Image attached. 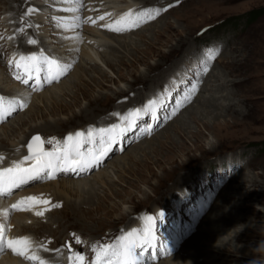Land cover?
Segmentation results:
<instances>
[{
  "label": "rangeland",
  "instance_id": "374dc122",
  "mask_svg": "<svg viewBox=\"0 0 264 264\" xmlns=\"http://www.w3.org/2000/svg\"><path fill=\"white\" fill-rule=\"evenodd\" d=\"M53 1L45 0L44 2L54 3ZM115 1L117 0L85 1L86 7L79 13L82 21L79 20V16H75L73 20L75 22L70 20L67 23H72L68 27H73L85 37H93V31L100 30L98 33L105 40H111L109 41L111 44L116 43L114 46L117 47H119L118 42L109 38L107 33L127 37L129 42L132 38L135 46L132 49L129 48L130 54H127L129 56L125 58L126 65H119V59L123 56L120 51H102V55L114 62V68H109L107 64L99 61V69L93 62H87L83 53H80V56L82 55L84 59L81 57L70 64L63 60V64L69 65L67 73L64 74L61 82L54 83L55 85L67 83L59 92L60 94L44 102H40L37 97L38 101L32 100V103L27 101L24 108L14 110L12 117L0 123V129L7 126V129L12 130L13 119L16 120L19 116L26 114V118L21 120L25 121L27 126L22 125L21 121L20 124H14L15 131L20 127L24 128L23 131L15 133L12 130L4 133L6 128L1 130L0 139L9 145L23 140L31 126H44L49 122V125L54 123L51 126L59 127L56 128L55 133L52 132L53 135L67 131L63 138L70 133L74 135L78 131L87 135L89 130L95 132L98 128H110L112 125H117L114 133L115 142L109 145L104 144V147L108 148L106 163L104 162L100 170L96 168L82 177L71 178L58 175L51 178L48 175H42V178L28 185L29 188L21 193L37 191V189L46 190L48 187L56 190V195L49 197L50 208L43 217L40 216L43 221L28 220L33 215L28 209V214L25 211L17 212L25 214L26 223L18 221L15 225L9 226L5 218H2L1 225L4 226L6 223L5 226L8 229L11 227L10 232L17 236L26 228H33L35 232L38 227H47L46 232L43 230H40L38 234L35 232V238L38 237L39 244L43 239L42 251L47 254L59 251L62 259L65 235L67 236L65 240H71L73 233H80L85 236V239L79 242L82 244L84 241V245L79 247L82 250L86 249L83 264L90 263V261L87 262L88 258L94 261L96 256L93 251L94 246L110 245L109 242L117 243L120 237L126 236L133 230L139 231L145 228L149 217L152 218L155 226L157 239L171 251L170 256L160 257L153 264L182 258L191 261V264H249V261L256 258L264 260V256L253 251L259 242L264 240V15L251 25L247 23L246 17L249 12L264 9V0H157L156 5H163L158 12L154 11V8H157L155 5L149 6L152 0H130L134 6L131 11L139 9L145 15L154 14L153 19L147 20V23L141 21L136 28L118 33L101 29L98 26L100 21L96 24L89 21L93 15L101 16V11L94 12L95 8L105 3L115 6L111 4ZM98 2L104 3L97 4ZM7 4L8 2L4 0L0 2V15L8 13V10H5ZM33 4L42 6L44 3L34 0ZM76 4L79 6V3ZM124 5L120 4L119 9L126 8L127 5ZM146 6L149 7V11ZM75 13L79 15L77 9ZM8 14L13 15L12 12ZM2 15L0 27L4 22L3 19L9 21L7 19L9 16ZM145 15L143 18L147 17ZM46 16L49 23L45 27L38 28L45 31L56 27V30L50 33L52 39L44 43H56L61 33L64 38L68 37V33H64V25L62 29H58L61 22L56 21L57 15L51 16V13H48ZM121 17L122 14H116V19L114 18L112 22H117ZM23 20L21 19V22ZM5 29L7 36L14 32L10 25H7ZM26 29L27 27L24 30ZM158 32H161V36ZM2 34H0L1 40H3ZM11 41L10 39L6 41L9 48L13 47ZM18 43L22 44L23 38H19ZM135 47L140 49L141 54L136 53ZM36 50H24L21 53L13 51L12 55H9L10 53L4 55L5 50H2L5 60L0 59V73H6L12 80L9 83L4 80V87L7 90L12 84L15 87L20 85L18 88L23 87L22 90L33 87L31 84L29 88L21 83L15 78L16 75H9V70L11 72L14 70V64L8 62L13 61L14 57L18 59L20 55L28 56L35 52H38V58H45L41 56V53L47 55L45 47ZM135 59L145 61L134 64L136 67L131 69L130 65ZM45 60L40 58V64H44ZM157 63L165 64L163 69L151 74L159 78L151 82L139 79L140 74L146 73L149 66L153 68ZM130 72L133 75H129ZM121 74L125 76L122 80ZM201 75L202 78H200ZM103 79L109 83L102 82ZM101 83L104 85L103 88L98 87ZM206 83H209L210 87L215 85L211 87L210 93L214 96L207 104L198 101L199 97L206 92ZM51 86H43L36 94L46 92ZM129 86H132L130 93L126 92L120 98L114 97L116 92L128 90ZM79 88L82 89L81 93L78 91ZM31 91L33 93L34 89ZM99 96H102L104 102L96 104L98 107L94 110L100 112H96L94 118L85 120L74 118V113L78 114L88 107V99ZM74 97L77 101H74ZM188 97L190 98L187 103L176 111L175 106L178 107ZM152 101H155V104L160 103V107L157 108L155 105L149 114L146 112V106ZM60 106H66V111H61ZM197 106L203 109L198 113L193 109V115L191 110L190 114H184L185 111ZM128 110L132 113L128 120L123 117L117 119L115 116L116 113H126ZM136 110H140L139 118H136ZM181 114L186 115V118H183ZM175 121L176 123H173ZM203 123L207 125L206 128ZM9 124H12V128L8 126ZM130 124L134 126L124 132L125 136L120 135L121 130L129 128ZM78 127L81 128L76 129ZM193 134H200L201 137L196 140ZM36 135L42 138L44 151L47 149L48 152L51 145H49L50 138L37 132L30 135L25 143L26 156L30 155L27 144ZM135 135H139V139L137 136L124 148L121 147L123 138ZM97 142L99 145L98 138ZM139 144H144V147L135 150L134 148ZM56 145H61V148L51 152L58 154L65 145L59 144V141ZM183 145L186 147L184 151L180 149ZM83 148L93 150L91 143H85ZM19 154L23 157L20 152ZM5 160L4 163H7L8 159ZM158 162L162 165L161 167L155 164ZM28 163L22 166H27ZM149 165L153 166L151 171L146 168ZM106 170L114 174V179L106 180L98 176V180L96 174ZM134 173L140 175L134 176ZM61 178L65 180L79 178V180L85 179L88 183H93L95 187L91 194L93 202L81 204V206L74 205L76 201L87 203L84 198L88 195L80 194V192L78 195L76 192H66L58 184L60 181H65ZM141 179L147 180V183L142 182ZM102 180L106 182L102 183ZM129 183H134L135 187H131ZM125 192L132 195V200ZM119 193L122 194V198H117ZM107 195L111 200L106 197ZM59 198L64 201L55 202ZM103 199H106L108 203L101 202ZM64 202L73 206V210L67 207L61 211L64 208ZM53 212L55 213L52 215L53 220L58 223L53 224L51 221ZM34 219L37 217L35 216ZM238 224L245 225L235 238L236 243L243 245L242 247H238L234 253L212 247L219 235ZM43 233L45 236L40 235ZM48 235L49 238H47ZM27 236L31 242L35 241L32 233ZM92 253H94L93 256ZM3 255L6 253L2 251L0 256L3 258ZM71 259L78 264L74 254ZM145 264H147L146 261Z\"/></svg>",
  "mask_w": 264,
  "mask_h": 264
},
{
  "label": "bare ground",
  "instance_id": "6f19581e",
  "mask_svg": "<svg viewBox=\"0 0 264 264\" xmlns=\"http://www.w3.org/2000/svg\"><path fill=\"white\" fill-rule=\"evenodd\" d=\"M1 1H3V0H0V2ZM5 2H8V4H7V9L5 8V10H8V13H10L11 14V12L13 13V15L12 16H10L7 12H5V13H3V15L2 16H9V18H7L9 21H5L4 19H3V24H2V26L0 27V34H2V37H3V40H1L0 41V59H4V57H3V52H2V50H5V53H4V55L6 54V53H10L9 55H12V52L14 51V52H18V53H21V52H23L24 50H27V51H34V50H36V48H37V46H39L38 47V49L37 50H39L40 48H43V47H45V53H47V55H45V54H43V53H41V56H45V58L44 57H40L42 60H45V59H48L49 61L50 60H55V61H57L58 63H59V65H60V67L61 68H63L64 69V71L61 73L60 71H57V69L55 68V66H52V65H48V64H40V66H41V68L43 69L40 73H39V76H41V80H42V83L39 85L38 84V86H34V87H31V89L33 90V89H35L34 91H33V93H32V91H31V89H29V90H25V88H24V90H22L23 89V87H22V89H20V88H18V87H20V85L18 86V87H15V85L13 86V84H12V86H9V89L7 90V88H5L4 87V80H6V82L7 83H9L10 81H12V80H10V78H8V75H6V73H0V97H4L5 98V100H4V104L6 105V107H7V109L9 110V111H11V113L12 112H14V110H18V109H20L21 107H19L18 105L19 104H23L24 106H26V102L27 101H29V103L33 100H37V99H39L40 100V102L42 101V102H44V100H48L49 98H54V97H56L57 95H59L60 93L59 92H61L62 90V88L64 87V86H66L67 85V83L66 82H63V83H61V85L59 84V85H55L54 83H57V82H59L61 79H63V77H64V74H66L67 73V70H68V64H70V62H75L76 60L78 61L81 57V59H84V57H86L85 59H86V61L87 62H89V61H91V62H93V64H95V66L97 67V68H99L100 69V64H99V61H101V63L102 62H104L105 64H107V66L109 67V68H114V62L111 60V59H109V58H107V56H104V55H102V51H110V52H117V51H120L122 54H123V56L119 59V62H120V64L119 65H126V63H127V61L125 60V58H127L129 55H127V54H130V49H132V47L133 46H135V44L133 43V39L131 38V42H129V41H127V37H123V36H115V35H113V34H111V33H107V34H109V38L111 37V39H113L114 41H117L118 42V44H119V47H117V46H114V44H116V43H114V44H111V42H109V41H111V40H109V41H107V40H105V38L103 37V36H101V34H99L98 32L100 31H93L94 32V34H93V37H85V36H82V35H80V33H78L79 31H75V29L73 28V27H68V26H70V25H72V23L70 24V23H67L68 21H73V20H75V16H79V20L80 21H82L81 19L82 18H80V10H83L85 7H86V2L85 1H90V0H54L53 2L54 3H45L44 1L45 0H40V1H42L44 4L42 5V6H34V4H33V2H34V0H4ZM60 1H62V3L60 2ZM97 1V0H96ZM105 1V0H104ZM154 1H156V3H154L153 4V2ZM159 1H161V0H159ZM61 3V4H59V3ZM107 2V1H106ZM132 1H130V0H123V1H115V2H112L111 4H113V5H115V6H109L108 8H107V10H111V9H115L116 11H120V10H118V8H119V6H120V4H125L124 6H126V5H128V6H133V4L131 3ZM135 2V1H134ZM152 3H150V5L149 6H152V5H155V7H157V8H154V11L155 12H158L157 10H160V9H162L163 8V5H156L157 4V0H152L151 1ZM76 3H79V6L76 4ZM108 4H110V3H108ZM108 4H104V5H108ZM149 4V3H148ZM56 5H59V6H56ZM49 6V7H48ZM50 7H52L53 9H57V10H53V9H51ZM79 7V8H78ZM134 7V6H133ZM147 7V6H146ZM122 8V7H121ZM24 9V10H23ZM78 10V14L79 15H77L76 13H75V10ZM124 9V8H123ZM146 10V9H145ZM147 10L149 11V7H147ZM24 14H23V13ZM154 12V13H155ZM15 13V14H14ZM48 13H51V16H55V15H57L58 17H57V19H56V21H59V22H61V26H58V29H62L63 27H62V25H64V28H65V31H64V33H68V37H66V38H64L62 35H63V33H61V35H59L60 37H58L57 38V40H56V43H52V44H46V43H44L46 40H50V39H52V36H51V32H53V30H56V27H54L53 29H46L45 31H42V30H40L38 27H45L48 23H49V21H48V17L46 16V15H48ZM74 13V14H73ZM94 13V12H93ZM113 12H111L110 14H112ZM141 11H139V9H137V10H135L134 12H133V14L131 15V17L130 18H127L128 20H131L132 22H133V27H131L130 29H132V28H136V26H138L140 23H141V21L142 22H145L146 21V23H147V20H152L153 19V15H149V14H147V15H145V16H147V17H145V18H148V19H145V18H143L144 17V15H141ZM21 14H23L22 16H19V15H21ZM102 14V13H101ZM0 15V16H1ZM98 15V14H97ZM82 16V15H81ZM99 16V15H98ZM21 19H24L23 20V22H21ZM83 19H84V17H83ZM116 19V18H115ZM73 22H75V21H73ZM150 22V21H149ZM9 26L10 25V28H11V26L13 27V29H14V32L11 34V35H9V36H7V34H6V29H5V27L6 26ZM145 25V24H144ZM19 26V27H18ZM27 27V29L26 30H24L25 28ZM12 29V30H13ZM23 29V31H21ZM152 29V28H151ZM6 30V31H5ZM129 31V30H128ZM127 31V32H128ZM136 31V30H135ZM70 32V33H69ZM118 33V32H117ZM106 34V33H105ZM157 34V33H156ZM40 35V36H39ZM55 35V34H54ZM158 35H160L161 36V32H158ZM108 36V35H107ZM107 36H106V38H107ZM157 36V35H156ZM10 37H12V38H10ZM19 38H23V43L22 44H20V43H18V39ZM123 38H125V39H123ZM4 39H10V41H11V39H12V41H11V45L13 46L12 48H9V47H7V43H6V41L4 40ZM95 39H97L98 41H96ZM160 40V39H159ZM29 41H35V43H30ZM135 42V41H134ZM48 43H49V41H48ZM51 43V42H50ZM60 45V46H59ZM137 45V44H136ZM183 46V45H182ZM130 48V49H129ZM175 48V47H174ZM177 48H178V46H177ZM127 49H128V51H127ZM150 49V48H149ZM36 50V51H37ZM140 49L139 48H137V47H135V51H136V53L138 54V53H140V51H139ZM148 50V49H147ZM174 50V49H173ZM176 50V49H175ZM79 51V52H78ZM99 51V52H98ZM78 52V53H77ZM151 52V51H150ZM80 53H83V55H84V57L81 55L80 56ZM35 54L36 55H39L38 54V52H35ZM79 54V55H78ZM115 54V53H114ZM141 54V53H140ZM76 55H78V57L76 58ZM144 55V54H143ZM166 57V56H165ZM133 58H135L134 56H133ZM147 59V58H146ZM5 60V59H4ZM3 60V61H4ZM19 60V58L17 59L16 58V61H18ZM67 61L68 62V64L67 63H65V64H63L62 62H64V61ZM137 60H139V61H137ZM135 59L134 61H133V64H131L130 65V67H131V69L134 67H136L134 64H139V63H141V62H143V61H145L144 59ZM81 61V60H80ZM62 63V64H61ZM83 63V62H82ZM144 63V62H143ZM12 64H14V70H13V72H11L10 70H9V75H17V74H19V75H21V77L23 78V79H28V76H27V74L26 73H24V72H22V71H24L23 70V68H21V69H19V70H17V68L15 67V63H12ZM73 64H75V63H73ZM73 64H71V65H73ZM164 65L165 64H160V63H157L155 66H153V68L155 69H153L152 68V66H147L148 68L146 69V73H144V74H140L139 75V79H143V81L145 80V82H151V81H155L157 78H159V76H152L151 74H154V72H156V71H159V70H161V69H163L164 68ZM128 66V65H127ZM49 67H51L52 68V71L51 72H49L48 71V68ZM122 67V66H121ZM209 67V66H208ZM157 68V69H156ZM200 68H201V66H200ZM16 71H19V73H15ZM200 71H201V73L203 72L202 71V69H200ZM34 73V72H33ZM45 73V76L44 77H42V75ZM25 74V75H24ZM42 74V75H41ZM203 74V73H202ZM23 75V76H22ZM37 75V74H36ZM129 75H133V74H131V72H130V74ZM66 76V75H65ZM53 77H57V79H55V80H53L52 78ZM124 75H122L121 74V76H120V79L122 80V79H124ZM151 77H153L152 79H151ZM108 78V77H107ZM200 78H202V75L200 76ZM199 78V79H200ZM81 79V78H80ZM148 79V80H147ZM206 79V78H205ZM204 79V80H205ZM196 80H198V79H196ZM49 81H51V82H49ZM17 82V81H16ZM20 82V81H19ZM61 82V81H60ZM102 82H105V83H109V81H107V80H104L103 79V81ZM18 83V82H17ZM85 83H86V81H85ZM110 83H112V81L110 82ZM211 83V82H210ZM32 85V81L30 82V80H29V83L28 84H25V85H27L28 87H29V85ZM51 84H54L53 86H51ZM58 84V83H57ZM160 84V83H159ZM158 84V85H159ZM45 85H49V86H51L50 87V89H48L46 92H42L41 94H39V93H37L36 94V92H39V90H40V88H42L43 86H45ZM160 85H162V84H160ZM159 85V86H160ZM212 85V84H211ZM26 86V87H27ZM103 84L101 83L100 85H98V87H101V88H103ZM215 86V85H214ZM213 85L211 86V87H214ZM220 86V85H219ZM78 87V86H77ZM211 87H210V85H209V83H206V85H205V94H202L203 96H200L199 98V102H201V103H205V104H207V102H209V99H211V98H213V96L214 95H212V94H210L211 93ZM30 88V87H29ZM46 88H48V87H46ZM134 88V87H133ZM132 90V86H129V89L128 90H121V91H118V92H116V96H114V97H116V98H120L123 94H125L126 92H128V93H130L131 92V90ZM179 90V89H178ZM210 90V91H209ZM78 91L81 93L82 92V89H78ZM207 91H209L208 93H207ZM89 92V91H88ZM90 93V92H89ZM39 94V95H38ZM127 95V94H126ZM140 95V94H139ZM6 96V97H5ZM86 96V95H85ZM36 97H37V99H36ZM17 98H19L20 100L18 101V100H16ZM189 98L190 97H188L186 100H184L183 101V103H181L178 107L177 106H175V108H176V111L178 110V109H180L182 106H184L186 103H187V101L189 100ZM106 99H108V98H106ZM105 100V99H104ZM109 100V99H108ZM215 100V99H214ZM9 101H15L16 103L15 104H13L12 105V108L10 109L9 108V106H8V104H9ZM38 101V100H37ZM36 101V102H37ZM74 101H77V100H75V97H74ZM115 101V100H114ZM104 101L102 100V96H99L98 98H91V99H88V107L85 109V110H82L80 113H78V114H76V113H74L73 115H74V118L75 119H77V118H82L83 120H85V119H88V118H94L95 116H96V112H100V111H96V110H94V108L96 107H98L96 104H102ZM28 103V104H29ZM32 103V102H31ZM76 103V102H75ZM209 104V103H208ZM156 105V106H155ZM154 106L155 107H160V103H157V104H155ZM202 106H204V105H202ZM5 107V108H6ZM134 107V106H133ZM24 108V107H23ZM60 109H61V111H66V106H60L59 107ZM108 108V107H107ZM112 108V107H111ZM132 108V107H131ZM154 109V108H153ZM172 109V108H171ZM189 109V108H188ZM193 109L194 110H197V113H198V111L199 110H201V109H203V108H201V107H198L197 106V108H192V109H189L188 111H185L184 112V114H190L189 113V111L191 110V115H193ZM68 110V109H67ZM130 110V109H129ZM129 110L126 112V113H116L115 114V116L117 117V119L119 118V119H121L122 117H124V116H128V113H129ZM204 110H206V109H204ZM104 111V110H103ZM146 112L148 113L149 112V110L148 109H146ZM151 112V111H150ZM150 112H149V114H150ZM146 113V114H147ZM196 113V114H197ZM184 114L182 115V117L183 118H186L185 116H184ZM26 115V114H25ZM25 115H21V116H19L16 120H14L13 118L16 116H14L12 119H13V131H15L14 130V124L16 125V124H20V121H21V124L22 125H26V122L25 121H22L21 119L23 118L24 119V117H25ZM105 115V114H104ZM108 115H113V114H108ZM118 115V116H117ZM12 117V116H11ZM26 118V117H25ZM188 118V117H187ZM190 118H193V117H190ZM19 120V121H18ZM178 120H180V119H178ZM184 120V119H183ZM9 121V120H8ZM114 121H115V119H114ZM113 121V122H114ZM177 121V120H176ZM176 121L175 122H173V123H176ZM181 121V120H180ZM179 121V122H180ZM92 122V121H91ZM90 122V123H91ZM46 123V122H45ZM50 123V122H49ZM49 123H47V124H45L44 126H35V127H30L29 128V132L27 133V135L25 136V138H23V140H21V141H19V142H17V143H15V142H13V145H9L7 142H5L4 140H1L0 139V169L2 170V169H4V168H9L10 166H12L13 165V161H14V159H19V158H23L24 157V155H26L25 154V152H24V148H25V143L27 142V140H28V138H29V136L30 135H32L33 133H37V132H40V133H43L44 135H47L49 138H50V142H49V148H48V150H50V151H57V150H55V149H57V147H58V145H56V143H58V141L56 142V138H58L59 139V144H63L64 142L63 141H61V139L63 138V135L67 132H64V133H60V134H58L57 133V131H56V133L57 134H52V132H54L55 130H56V128H59V127H56V126H51V125H54V123H51L50 125H49ZM183 123V122H182ZM61 124V123H60ZM67 124V123H66ZM136 124H138V122H136ZM184 124V123H183ZM2 125H4V124H2ZM64 125V124H63ZM203 125H204V127L206 128L207 127V125L205 124V123H203ZM1 126V125H0ZM8 126H11V128H12V124H9ZM27 126V125H26ZM62 126V125H61ZM6 128V132H4V133H9V131H12L11 129H7L8 127L6 126V127H3V129H5ZM81 128V127H80ZM79 127L78 128H76V129H80ZM3 129H0V133H1V130L3 131ZM23 127H20V128H18L16 131L19 133L20 131H23ZM76 129H73V130H76ZM131 129V128H130ZM16 131H15V133H16ZM25 132V131H24ZM27 132V131H26ZM62 132V131H61ZM55 133V132H54ZM60 135V136H59ZM182 135V134H181ZM86 136V135H85ZM123 136H125V133L123 134ZM138 136V139H139V135H135V136H131V137H129V138H123L124 140H123V142L121 143V147L123 146V148L128 144V142L129 141H131L132 139H134V138H136ZM193 136V138H195L196 140H198L201 136H200V134H196V135H192ZM1 137V136H0ZM56 137V138H55ZM141 137H142V135H141ZM53 138H54V140H53ZM127 139H129V140H127ZM53 140V141H52ZM134 141V140H133ZM11 142V141H10ZM15 143V144H14ZM186 143V142H185ZM107 145H109V143L107 144ZM106 145V146H107ZM144 144H139V146H136L134 149L136 150V149H139V148H141V147H144L143 146ZM96 146V147H95ZM111 146H112V144H111ZM110 146V147H111ZM196 146V148H197V144L195 145ZM94 147H95V149H100L101 148V145L99 144L98 145V142L95 144V145H93L92 144V148L94 149ZM103 147H104V145H103ZM43 148H44V144H43ZM107 148V147H106ZM180 148V147H179ZM185 148L186 147H184V145L180 148L182 151H184L185 150ZM201 148V147H200ZM63 149H64V147H63ZM34 150H35V148H34ZM43 150H45V149H43ZM187 150V149H186ZM90 152L91 150H85L83 147H82V152ZM173 151V150H172ZM19 152L21 153V155L23 156V157H20V154H19ZM63 152V151H62ZM62 152L60 153V154H62ZM17 157H16V156ZM107 155H108V153H106L105 155H103V156H100L99 158V163H97L95 160H93V164H94V167L93 166H91V167H89L87 170H85V171H79V172H76V173H73V172H68L69 174H66V173H64V172H61L59 169H56V170H52L54 173H56V171H58V175H63V174H65L64 175V177L65 176H69V177H71V178H75V177H82V176H84V175H86L90 170H95L96 168L95 167H97L98 169L100 168V167H102L103 168V164H105L106 163V158H107ZM5 159H8L7 160V163H4L6 160ZM131 159H133V158H131ZM27 162H29V163H35V161L34 160H32V159H28V160H24L23 162H22V164H24V163H27ZM105 162V163H104ZM28 163V165L30 166V165H33V164H29ZM152 163V162H151ZM154 164V163H153ZM155 164H158L157 166H159V167H161L162 165H160V162H158V163H155ZM27 165V166H28ZM152 165V164H151ZM27 166H22V167H24V168H26ZM115 166H117L116 164H115ZM141 166V165H140ZM144 166V165H143ZM31 167V166H30ZM152 168H153V166H151ZM151 167H150V165L148 166V167H146L147 168V170H149V171H151ZM27 168H29V167H27ZM142 168V167H141ZM165 168V167H164ZM140 169V168H139ZM144 169V168H143ZM100 170V169H99ZM142 170V169H141ZM140 170V171H141ZM51 170H47V172L44 174V173H42V175H47L49 172H50ZM139 171V170H138ZM143 171V170H142ZM145 172V171H144ZM148 173V172H147ZM107 174V175H106ZM97 175V178H98V176L99 177H101L102 179H105L106 178V180H113L114 179V174H112V172H109L108 170H106V171H102V172H100L99 174H96ZM134 176L136 175V176H139L140 174H138V173H134L133 174ZM88 177V176H87ZM100 178V179H101ZM183 178V177H182ZM61 179H64V178H61ZM181 179V178H180ZM65 180V179H64ZM95 180V179H94ZM98 180H99V178H98ZM37 181V179H35V180H31L29 183H26V184H24V185H22L21 187H19L16 191H11V193L10 194H5V195H0V226H2L3 227V225H1L2 224V222H1V219L2 218H5V220L7 221L8 220V223L7 224H9V226H13V225H15L16 223H18V221H21V222H23V223H26L27 221H26V219H24L25 218V214H22V213H17V212H19V211H16L17 209L16 208H14L13 207V205H17L16 203H18L19 201L18 200H20V199H26V201L28 202V203H30V202H33V204L31 205V206H33V207H30V208H28V209H31V210H29V212L31 213H33V215H31V217H30V219H28V220H33V221H43V220H41V218H40V216L42 215V217H43V215L45 214V212H47L48 211V209L50 208V200H49V197H50V195H56V190L54 189V188H46V190H43V189H37V191H32V192H23V193H21V191H23V190H25V189H28L29 187H28V185H30V184H32V183H34V182H36ZM59 181H60V179H59ZM105 181V180H104ZM103 180H102V183L104 182ZM141 181L142 182H144V183H147V180H144V179H141ZM161 181V180H160ZM178 181V180H177ZM235 181H236V179H235ZM106 182V181H105ZM58 184L59 185H61L62 187H63V189L67 192V191H71V193L72 192H76V194L78 195L79 194V192H80V194L81 193H86L87 195H88V197L87 198H84V201H87V203H83L82 201V203H80V201H76V203H74V205H76L77 206V204L78 205H80L81 206V204H90V203H92L93 201V199H92V197H91V194H93L92 193V189H94L95 187H94V184L93 183H88L87 181H85V179L83 180V179H80L79 180V178H78V180H72V179H66L65 181H63V182H58ZM130 184V186L131 187H135V184L134 183H129ZM55 186L57 185L56 183L54 184ZM160 185V184H159ZM52 186V185H51ZM85 190H88L87 192H85ZM28 191H30V190H28ZM16 192V194H14ZM60 192V191H59ZM122 193H124V192H122ZM125 193H127V192H125ZM24 195V196H22L21 198H19V196H21V195ZM27 194H29V196H27ZM61 194V193H60ZM129 196H130V199L132 200V195L130 194V193H127ZM110 195V194H109ZM109 195H107L106 197H108V199L110 198V196ZM116 195V194H115ZM112 196V195H111ZM126 196V195H125ZM29 197H35L36 199L35 200H28L27 198H29ZM58 197V196H57ZM114 197V196H113ZM122 198V194L121 193H119V195L117 196V198ZM37 199H39V200H37ZM92 199V200H91ZM134 199V198H133ZM109 200H111V199H109ZM58 201H64V199H62V198H59L58 200H56L55 202H58ZM67 201V200H66ZM69 202V201H68ZM79 202V203H78ZM101 202H103L104 204H107L108 203V201L106 200V199H103ZM66 206H65V205ZM64 208H63V210H61V211H64V209L65 208H69V209H71V210H73V206H70L69 205V203H66V202H64ZM73 204V203H72ZM71 204V205H72ZM103 205V204H102ZM54 206H55V204H54ZM112 206H114L115 207V205H112ZM109 207V206H108ZM98 209V208H97ZM54 210V209H53ZM24 212V211H23ZM27 211H25V213H26ZM29 212H27V214L29 213ZM73 212V211H72ZM16 213V214H15ZM55 213H57L56 211H55ZM54 212L51 214V216L52 215H54L55 214ZM78 213V212H77ZM81 213V212H80ZM3 214V215H2ZM15 214V215H14ZM79 215V214H78ZM126 215V214H125ZM37 217V219H34V217ZM127 216V215H126ZM19 219V220H18ZM123 220V219H122ZM51 221L53 222V224L54 223H58V222H56V221H54L53 220V216L51 217ZM37 223V222H36ZM50 223V222H49ZM86 223V222H85ZM40 224H42V223H40ZM65 224V223H64ZM24 226H27V225H24ZM5 228H6V226H4ZM29 227V226H28ZM65 227V226H64ZM46 229H47V227H45V226H42V227H38V229H36L35 230V232H36V234H38V233H40L39 231L40 230H43V232H46ZM65 229V228H64ZM137 229V228H136ZM4 230V229H3ZM70 230V229H69ZM81 230V229H80ZM5 232V234L7 235V239H9V240H11L12 239V237H11V232H10V229L9 230H4ZM82 231V230H81ZM35 232H34V229L33 228H26L25 230H23L22 232H20V234H19V236H17V237H27V238H29L27 235L29 234V233H32L33 235H34V239H35V241L34 242H31L30 240V246L31 247H28V249L29 250H26L25 251V254L23 255V256H21V255H3L4 257L2 258L1 256V260H0V264H60L62 261H63V259L61 258V256L62 255H60V253H59V251H57V252H55V253H53V254H47V253H45L44 251H42V247L43 246H41V243L43 242L42 240L43 239H41L40 240V244L38 243V240L39 239H37V238H35ZM40 235H44L45 236V233H43V234H40ZM52 235V234H51ZM78 235H80L79 237H77V238H75V245H78L79 243H77V240L80 242L81 240H84V238H85V236L84 235H82V234H78ZM94 237H96V236H94ZM42 238V237H41ZM47 238H49V235H48V237ZM67 238V236L65 235V237L63 238V243L66 241L65 239ZM97 239L99 238V237H96ZM46 239V238H45ZM95 241V240H94ZM38 243V244H37ZM45 244V243H44ZM109 244H111V242H109ZM59 247V246H58ZM57 247V248H58ZM79 247V246H78ZM45 249V248H44ZM76 255H77V253H74V256L76 257ZM21 256V257H20ZM18 257V258H17ZM32 257H35V259H32ZM201 260V259H200ZM180 262H181V264H185V262H188V260H184L183 258L182 259H176V260H173V259H171V260H165L162 264H180ZM147 263V262H146Z\"/></svg>",
  "mask_w": 264,
  "mask_h": 264
},
{
  "label": "snow or ice",
  "instance_id": "6c2138e0",
  "mask_svg": "<svg viewBox=\"0 0 264 264\" xmlns=\"http://www.w3.org/2000/svg\"><path fill=\"white\" fill-rule=\"evenodd\" d=\"M125 15L128 18L131 17V13ZM141 15H144V13H141ZM116 23H127V20L125 17H121ZM114 30L124 31L127 29L116 28ZM29 42L35 43V41ZM9 63H15L17 70L23 68L28 79H23L19 74H17L15 78L24 84L29 83V79H32L33 72L37 74L38 79L39 73L43 70L40 66V58H38L36 54L28 56L20 55L18 61L13 60ZM44 63L55 66L57 71H64L55 60H45ZM48 71L51 72L52 68L49 67ZM52 79L55 80L57 77H53ZM4 100V97H0V112L4 109ZM15 103V101H9V108L11 109L12 105ZM154 105L155 101H152L146 107L151 111ZM18 106L21 108L24 107L23 104H19ZM139 112L140 110H136V118H139ZM130 116H132V113H129V115L123 117V119L128 120ZM2 118L3 117L0 116V119ZM132 126L134 125L130 124L129 128H124L119 134L123 135L124 132L130 130ZM117 127V125H112L110 128H98L95 132L89 130L86 136L80 131L76 132L74 135L70 134L64 140L65 146L60 155H57L55 152L44 151L42 148L44 143L42 138L39 135L33 136L32 141L28 144L30 155L26 156L24 159H32L35 163L29 168H24L22 167V162H13L12 167L0 170V195L10 194L12 188H19L21 185L28 183L29 180L42 178V173H45L46 170L59 169L60 171L73 173L87 170L92 166L93 160L99 163V157L107 153L108 148L103 147V145L115 142L114 133ZM97 138L101 145L100 149H93L89 153L81 151L85 143L95 145L97 143ZM27 199L35 200L36 198L29 197ZM19 203L23 204L25 201H20ZM17 206L18 205H13L14 208ZM77 243H79L78 240ZM29 246L30 241L27 237L12 240L6 239L3 227L0 226V251L7 247L12 249L15 254L23 256ZM93 251L96 253L93 264H145V261L147 264H153V262L157 261L160 257L171 255L170 249L157 239L155 226L152 223L151 217H149L145 228L139 231L133 230L126 236L120 237L115 244L94 246ZM32 259H35V257H32ZM84 260L85 257L81 254H77L75 257V261L80 262V264H83Z\"/></svg>",
  "mask_w": 264,
  "mask_h": 264
},
{
  "label": "clouds",
  "instance_id": "9594fccd",
  "mask_svg": "<svg viewBox=\"0 0 264 264\" xmlns=\"http://www.w3.org/2000/svg\"><path fill=\"white\" fill-rule=\"evenodd\" d=\"M245 225L238 224L233 228L229 229L226 233L219 235L214 241L212 247L214 249L227 250L230 253H234L238 247H242L243 245H238L236 243V236L244 229ZM254 252L261 254L264 256V240L259 242V245L253 249ZM181 264V262H180ZM185 264H191V261L185 262ZM249 264H264V260L254 259L249 261Z\"/></svg>",
  "mask_w": 264,
  "mask_h": 264
},
{
  "label": "trees",
  "instance_id": "16d2710c",
  "mask_svg": "<svg viewBox=\"0 0 264 264\" xmlns=\"http://www.w3.org/2000/svg\"><path fill=\"white\" fill-rule=\"evenodd\" d=\"M262 15H264V9L255 10L253 12H249L246 14L247 23L249 25L253 24L255 21H257Z\"/></svg>",
  "mask_w": 264,
  "mask_h": 264
}]
</instances>
